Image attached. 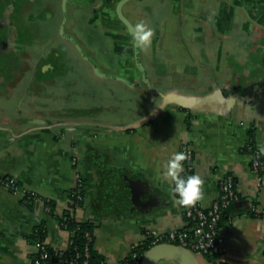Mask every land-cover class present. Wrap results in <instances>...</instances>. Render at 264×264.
<instances>
[{"label":"crops","instance_id":"crops-1","mask_svg":"<svg viewBox=\"0 0 264 264\" xmlns=\"http://www.w3.org/2000/svg\"><path fill=\"white\" fill-rule=\"evenodd\" d=\"M35 1L40 11L54 9L53 19L39 22L43 35L54 34L62 0ZM119 1L108 0L96 10L84 6L89 15L75 17L99 33L115 18ZM143 4V13L158 32L151 41L152 53L140 62L154 93L137 84L141 74L136 64L127 70L128 84L110 82L117 93L141 98L134 115L122 119L108 104L80 100L74 107L51 96L49 88L68 84L65 77L92 69L70 43L53 39L57 33L51 45L38 38L31 67L0 71V178H13L37 196L24 203L22 195L0 186V264H31L35 248L28 237L42 223L48 229L45 244L56 251L66 249L69 233L59 219L69 209L77 171L84 187L74 218L95 227L94 249L107 264H120L149 233L186 228L183 208L172 192L174 182L160 175L163 162L184 145L193 150L194 174L204 180L202 207L218 198L219 179L225 174L233 176L239 196L220 224L226 251L214 262L264 264V177L258 181L252 173L246 151L252 131L264 157V0ZM134 5L128 2L123 9L132 11ZM168 10L178 16L174 39L189 43L174 52L156 47L158 40L170 38L161 30ZM165 26L171 24L166 21ZM124 36V45L131 47L132 37ZM44 49L52 50L56 59L65 55L66 64L49 63ZM168 95L183 99L186 107L169 104L137 128L160 105L161 96ZM47 202L54 204L52 215L46 212ZM195 255L199 264H210L206 256ZM159 264L176 263L163 259Z\"/></svg>","mask_w":264,"mask_h":264},{"label":"rangeland","instance_id":"rangeland-1","mask_svg":"<svg viewBox=\"0 0 264 264\" xmlns=\"http://www.w3.org/2000/svg\"><path fill=\"white\" fill-rule=\"evenodd\" d=\"M145 1H151L158 7L159 4L166 2L167 0L130 1L129 3L135 4L132 8L133 10L131 11V9H123V15L124 17H127L132 26H134L139 21H144L152 27L151 22L148 20L147 14L143 13L145 10V4H143V2ZM178 6L181 12L183 10L185 11V9L182 8L183 6H181L179 3ZM66 11L67 19L64 27V34L66 36L73 35V38L75 39L73 44L78 45L83 54H86L87 58L90 59L92 63H94L99 73L101 75H106V77L101 76L100 74H96V72H94V70L89 67L85 72L86 74L83 76H81L79 73H74L67 78L65 77L64 82H68V84L62 85V88H49L48 91H50V93L52 91L51 96L58 99L60 102L65 101L66 103H72L74 105L71 106L74 107L78 106L80 100H87L91 105L108 104L114 107V109L116 110V115L122 119L126 118L127 116L134 115L136 111H138L141 107V98H137L136 96L127 97L126 94L123 96V92L117 93L111 88L112 86L110 83L111 79H127V70L131 69V67L136 64L134 45H130L131 47L127 48L122 40L123 38H125L124 34L128 36L125 25L120 19L115 16V18L107 20V22L103 26V29L99 33H94L90 29L84 28V26H82L83 22L80 21V18L83 20L89 15L85 10H78L76 4L69 0L66 6ZM76 14H78L80 17L78 19L79 21H74L72 18V15L73 17H75L74 15ZM176 14L177 13H172L170 10H168V13L166 15L164 12L166 18L162 19L163 24H161V30L164 35H167L170 38L164 37L162 41L161 39L160 41L158 40L156 44L158 50L159 48H162L164 51L174 52L176 50L182 49L187 44L189 45V43H186L185 41H183L181 45V43L177 42L179 40L174 39L178 18V16L176 17ZM166 21L171 24L170 27L165 26ZM52 29L55 30L56 27L52 26ZM121 32H124V34L122 35ZM56 33L57 32H54V34L47 33L43 35L42 31L41 35L48 38L47 40L42 42L47 45H51V38L55 37ZM157 33L158 32L155 28L154 34ZM57 38H59L60 40H64V38L60 34V31L59 35L53 39ZM98 38H101L100 42L97 41ZM153 46V42H151V44L147 48L141 47L138 44L137 49L141 64L146 61V57L148 56V54L152 53L151 50ZM75 50L77 54H79L78 56H81L76 48ZM127 53H129V56L125 55ZM82 56L81 58L83 60V64L90 65V63L87 62V60H85ZM60 61L62 64H66V56L61 55ZM173 61L175 62V58H173ZM77 65L78 63H73V67ZM135 68L138 70L136 65ZM110 75H114L115 77H112Z\"/></svg>","mask_w":264,"mask_h":264},{"label":"built area","instance_id":"built-area-1","mask_svg":"<svg viewBox=\"0 0 264 264\" xmlns=\"http://www.w3.org/2000/svg\"><path fill=\"white\" fill-rule=\"evenodd\" d=\"M246 151L250 156V167L252 173L255 175L258 181L264 177V157L261 150L256 146L255 141L251 138L246 143ZM180 152H184L187 155V159L183 162L184 175L194 174V154L189 145H184ZM75 162V159L73 160ZM219 195L218 198L207 208L202 207L199 202L192 207H186L184 210V217L188 223L186 228L178 231H171L166 234L149 233L146 239H144L140 245L146 241L149 249L159 244H175L183 247L184 249L192 252L193 254H201L211 259L221 256L225 253V241L220 233V222L224 212L229 207L239 200L238 193L236 191L235 181L232 175L225 174L219 179ZM0 186L7 189L12 194L22 195L24 203H31L37 196L32 192L23 190L13 178L3 177L0 178ZM83 187L84 181L82 175L77 171L75 173V184L69 193V209L74 214V210L80 207L83 202ZM46 212L50 214L51 210L46 207ZM253 212H257L256 207H253ZM67 218H62L60 226L62 229L69 233L67 247L65 250L56 251L59 255L68 251L70 246H73L72 235L73 233L67 230L65 224ZM86 237L91 241V236L86 234ZM35 248V256L31 260V264H43V261L47 257L46 244L44 241L33 244ZM132 251V250H131ZM84 262L87 263L89 257L88 249L83 252ZM143 255H139L130 252L132 259L131 264H140ZM79 253L70 254L62 264H75L79 259ZM100 264H107L105 261Z\"/></svg>","mask_w":264,"mask_h":264},{"label":"flooded vegetation","instance_id":"flooded-vegetation-1","mask_svg":"<svg viewBox=\"0 0 264 264\" xmlns=\"http://www.w3.org/2000/svg\"><path fill=\"white\" fill-rule=\"evenodd\" d=\"M102 1L103 0H78L75 2V4L78 10H82L84 6H88L93 9L95 8L96 10L97 6L101 5L103 2H108V0L103 2ZM68 2L69 0H67V3ZM53 11L54 9L48 6L40 11L39 6H37V2L35 0L32 3L31 0H0V71L6 70L8 66H12L13 68H20L23 66H27V68L31 67V52L37 53L35 42L39 37H42V40H46V37L41 35L42 29L41 25H39V22H47L53 19ZM114 11L115 16H117L118 18L117 5ZM59 13L60 22L58 25L57 36L59 35L60 26L63 22V11L61 6H59ZM72 18L74 21L78 20V18L73 17V15ZM126 31L127 34L130 35L127 28ZM68 37L72 38L73 41L75 40L73 38V35H68ZM64 40L70 43L75 48L72 42L68 41L67 39ZM51 52L52 50L50 49H47V51L44 49L43 55L46 56V60H48L49 63L53 64L54 66L59 65L61 63L60 59H56L57 56L55 58V56ZM80 55L86 56V54H83V52L82 54L80 53ZM87 62L90 63L92 70L94 67H96L91 60Z\"/></svg>","mask_w":264,"mask_h":264},{"label":"water","instance_id":"water-1","mask_svg":"<svg viewBox=\"0 0 264 264\" xmlns=\"http://www.w3.org/2000/svg\"><path fill=\"white\" fill-rule=\"evenodd\" d=\"M130 1H132V0H120L118 2V4H117V15H118V18L123 22V24L128 29V31H129L132 39H133V26L122 14V7ZM66 4H67V0H62L61 7H62V11H63V22L60 26L59 31H60L61 36L64 39H67L68 41L74 43L72 38H70L64 34V25H65L66 18H67ZM133 45H134V50H135V55H136V57H135L136 66H137V68L141 74V79L137 84L147 86L150 93H154L148 86V80L146 77V73H145L142 65L140 64L139 53H138V49H137L138 43L134 39H133ZM74 46L78 50V52H80L82 54L81 49L78 47V45L75 44ZM83 58L87 61H90L86 57H83ZM93 70H94V72H96V74H98V75L100 74L96 67H94ZM101 76L106 77V75H101ZM116 80L128 84V82L125 79L118 78ZM161 100L162 101H161L160 105L151 114H149L148 116L143 118L139 123L136 124L137 128L144 126L145 124H148L149 122H151L169 104L174 103V104H178L182 108L186 107L185 101L181 98L176 97V96H171V95L161 96ZM163 259H170L171 261L175 262L176 264H199L197 256L195 254L184 249L181 246H178L175 244H168V243L159 244V245H156V246L148 249L143 254L140 264H159L160 261H162Z\"/></svg>","mask_w":264,"mask_h":264},{"label":"trees","instance_id":"trees-1","mask_svg":"<svg viewBox=\"0 0 264 264\" xmlns=\"http://www.w3.org/2000/svg\"><path fill=\"white\" fill-rule=\"evenodd\" d=\"M249 136H250L249 138L254 140L252 131L249 133ZM46 206L50 208L51 210L50 214L52 215L53 208H54L53 202H47ZM181 207L183 208V211L186 208L182 205ZM251 214L255 215L254 212L252 211H251ZM224 215H225V212L222 216V219ZM62 218H67L65 222L67 226V230L73 233L72 235L73 246H70L68 248V251H66L64 254L59 255L55 252V250H53L48 245H46L47 257L43 261V264H62V262L67 259V256H69V253L72 255L75 253H79L80 257L75 264H83L84 258L82 254L86 248L88 249V254H89V257L87 258L88 264H100L101 262L105 261L104 258L101 255H99L97 251L94 249V229L95 227L91 223L77 222L74 218V214H72V211L70 209L65 211V213L60 217L59 219L60 222H62ZM222 219H221V222H222ZM47 232H48V229H47L46 223L40 224L28 237L29 243L33 245L38 242H42V241L45 242ZM86 234H89L91 236V241L88 240V238L86 237ZM148 249H149V246L148 244H146V241H144L142 245H140L139 243L138 245L133 247L131 252L139 254V255H143ZM206 258L210 264H216V262H214L213 259L209 257H206ZM131 263H132V259L129 255L120 264H131Z\"/></svg>","mask_w":264,"mask_h":264},{"label":"clouds","instance_id":"clouds-1","mask_svg":"<svg viewBox=\"0 0 264 264\" xmlns=\"http://www.w3.org/2000/svg\"><path fill=\"white\" fill-rule=\"evenodd\" d=\"M154 29L146 22L139 21L133 26V39L144 48L152 41ZM187 155L184 152H173L163 162L160 175L170 178L174 183L172 192L177 201L184 207L195 206L204 197V180L199 174L184 175V161Z\"/></svg>","mask_w":264,"mask_h":264}]
</instances>
